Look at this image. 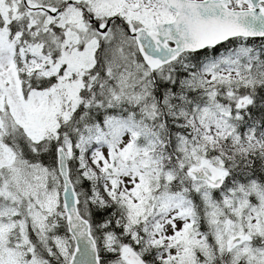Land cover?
<instances>
[{"label":"snow or ice","instance_id":"snow-or-ice-1","mask_svg":"<svg viewBox=\"0 0 264 264\" xmlns=\"http://www.w3.org/2000/svg\"><path fill=\"white\" fill-rule=\"evenodd\" d=\"M0 264H264V0H0Z\"/></svg>","mask_w":264,"mask_h":264}]
</instances>
